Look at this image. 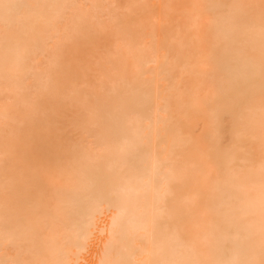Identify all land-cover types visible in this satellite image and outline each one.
<instances>
[{
  "label": "bare ground",
  "instance_id": "obj_1",
  "mask_svg": "<svg viewBox=\"0 0 264 264\" xmlns=\"http://www.w3.org/2000/svg\"><path fill=\"white\" fill-rule=\"evenodd\" d=\"M0 264H264V0H0Z\"/></svg>",
  "mask_w": 264,
  "mask_h": 264
}]
</instances>
